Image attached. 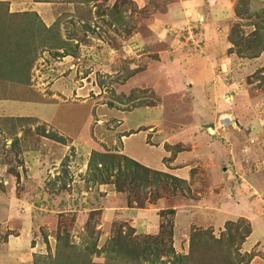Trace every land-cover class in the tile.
I'll use <instances>...</instances> for the list:
<instances>
[{
  "label": "rangeland",
  "instance_id": "obj_1",
  "mask_svg": "<svg viewBox=\"0 0 264 264\" xmlns=\"http://www.w3.org/2000/svg\"><path fill=\"white\" fill-rule=\"evenodd\" d=\"M38 1L44 2V7L54 16L48 28L36 18L9 14V1H0V76L4 78L0 79L28 85L38 93L39 104L44 105L39 114L43 120L0 117V196L22 198L21 207L33 212L27 227L29 233L34 231L37 239L46 244L43 247L46 254L35 255L32 264H237L239 261V264H248L253 256L258 257L259 264L264 262V232L258 237L259 229L253 228L242 216L231 217L220 225L216 222L204 228L193 226L182 236L184 249L173 248L174 253H163L169 244L173 247L174 220L173 214L164 210L175 203L174 195H195L187 183L163 176L152 182L150 175L145 183L141 178L143 171L138 170L139 176L128 178L122 190L117 191L113 170L112 176L103 183L100 179L104 172L93 168L95 162L97 166L100 164L92 152L120 154L116 131L124 110L155 103L158 98L153 89L130 88L125 82L132 73L142 74L148 64H157L158 48L146 40L149 48L146 50L150 51L137 57L143 50L129 48L136 43L131 36L134 33L146 36L147 29L153 28L154 14L173 0ZM200 5L210 10V14L203 16L196 12L176 25L170 22L163 25L172 40L170 47L177 49L173 52L175 60L183 54L185 67L204 68L209 74L206 78L210 79V87L222 86L221 105L217 111L208 110L209 120L203 121L201 131L214 138L223 131L226 135L232 133L228 131L229 126L235 129L233 162L239 177L232 180L238 196H244L249 202L245 216L250 214L249 217L264 221V49L259 52L252 49L253 40L258 36L264 43V0H212L195 6ZM254 30L258 35L253 34ZM13 41L18 43L17 50L11 46ZM211 41L216 45V52L207 51L209 47L215 49ZM211 53L217 55L212 56L215 60L212 58L208 65L206 58ZM21 55L25 59H18ZM14 60L22 63L20 67ZM6 74L16 76L18 82L10 80V76L4 77ZM67 87L71 90L66 91ZM11 92L7 93L11 99L18 96L15 91ZM231 96L233 99L229 102ZM194 102L197 104L198 100ZM128 116L137 118L135 113ZM223 116H228L229 121ZM185 121L190 119L184 114L175 119V123ZM40 133L57 135L64 143ZM116 161L123 166L120 158ZM249 172L262 176V184H253L254 176L248 177ZM202 175L190 183L199 195L207 184ZM212 185L211 191L225 188L222 178ZM6 186L11 187L10 192ZM101 194L112 196L102 204L98 200ZM147 204H153L159 214V221L148 230L137 222L132 228L128 213H120L115 219L100 215L104 206H114L120 212L126 206ZM5 218L0 213V221ZM102 223L106 226H99ZM12 228L17 231L15 225ZM199 233L201 242L197 243ZM5 234L6 230L0 231V240ZM123 235L133 245L155 238L159 251L155 252V246H151L147 257L142 254L137 257L136 253L133 254L138 259L126 261L115 257L106 247L113 245L112 239ZM211 235L219 240L213 242ZM225 239L231 243L225 244Z\"/></svg>",
  "mask_w": 264,
  "mask_h": 264
},
{
  "label": "crops",
  "instance_id": "obj_2",
  "mask_svg": "<svg viewBox=\"0 0 264 264\" xmlns=\"http://www.w3.org/2000/svg\"><path fill=\"white\" fill-rule=\"evenodd\" d=\"M4 1H9L8 12L10 14H19L23 18L24 16L36 18L46 27L53 21L54 16L49 9L44 7V2L38 0ZM204 1L212 0L167 1L163 9L154 14L156 19H154L153 28L147 29L148 34L146 36H141L138 33H134L133 37L131 36V40H136V43L134 47L129 48L130 51L143 50V52L136 54V57L150 51L146 50L148 48L145 45L146 40L155 43L160 55L156 59L157 64L153 66H151L153 63H150V66L148 64L144 73L137 74L140 71L132 73L125 80L129 84L126 86L137 87L140 90L153 89L152 91L158 95V98L155 103L147 102L124 110L116 131L119 135L118 143L121 154L150 170L161 171L184 180L190 191L195 193V195L187 197H183L181 194L174 195L175 203L172 206L168 205L173 210L172 248L175 251L184 249L185 243H183L182 236L191 227L200 225L204 228V226H209V224L212 226L216 222L220 225L221 222L231 217L234 218V216L247 218L253 228L259 229L258 237L264 232V221L255 216L249 217L250 214L245 216L244 211L249 207V202L244 196L242 198L238 196L237 186L232 180L234 177L236 179L239 177L237 165L233 162L235 161L236 138L232 133L235 129L229 126L228 131L232 133L226 135L223 131L214 138L201 131L203 130L201 127L203 121L209 120L207 119L209 118L208 110L217 111L221 105L219 95L222 86L211 88L210 79L206 78L209 74L205 73L204 68L198 66L195 69L194 67H185L186 65L182 61L183 54H180V59L175 60L176 53L174 56L173 52H177V49L170 47L172 40L166 33L165 25H163L165 22L176 25L183 19L188 20V18L198 14L196 12H200L203 16L210 14V10L206 11L202 5L195 6ZM19 7H23L24 10L18 9ZM213 44L212 42L215 49L209 47L207 51L215 50L216 52V45ZM214 54L217 55L211 53L206 58L208 65H211ZM213 59L215 60V58ZM214 64L216 63L214 62ZM221 64L219 63V65ZM208 68L210 69L209 66ZM209 69L206 68V71ZM223 85L225 86V84ZM201 87L202 89H199ZM212 89L214 93H212ZM69 90L71 89L67 87L66 91ZM88 90L91 88L87 89V92H89ZM11 91L18 93L19 97L16 96L14 99L8 97L7 93L9 94ZM182 94H185V97H182ZM224 96L227 97L228 94L225 93ZM38 97V93H34L24 83L0 79V117H31L43 120L39 114L42 113L44 105L39 104ZM207 97H209V101L204 100ZM232 99L233 96L229 102ZM194 100H198V103L194 104L196 103ZM202 101H206V103H199ZM132 113H135L137 118L128 116ZM181 114L188 116L190 121L175 123L176 117ZM244 148L247 149L245 145ZM227 162H230L231 165L224 164ZM201 174H203L202 177L207 184L206 189L199 195V192H195L194 185H190V183L194 179H199ZM255 174L249 172L248 177L254 176L253 184L256 182L262 184V176L260 178ZM220 178H222L225 188L221 191H211L212 183ZM5 189L8 192L11 191L10 186H6ZM101 195L102 198H98V200L102 204L106 203L108 198L112 196L105 195L103 197V194ZM19 197H17L18 199L16 197L7 198L5 194L0 196L1 217L4 219L8 215L5 221H0V231L6 230L5 237L0 240V264H32L35 255L46 254V251L43 250V247H46L44 240L37 239V233L34 231L29 233L30 230L27 229L31 224L30 218L33 216V212L31 213L25 207H21L23 206L21 205L22 198ZM103 198H105L104 201ZM151 205L153 204L139 207L126 206L120 212L114 206H104L100 215H102L101 218L115 219L120 213H128L127 220L133 223H131L132 228L136 227L135 223L137 222L139 226L148 230L159 221L158 209ZM140 221H145V225ZM13 225L17 227V231H12ZM101 225L106 226L103 223L99 226ZM253 238L255 237L253 236ZM257 259L258 257L253 256L248 264H259Z\"/></svg>",
  "mask_w": 264,
  "mask_h": 264
},
{
  "label": "trees",
  "instance_id": "obj_3",
  "mask_svg": "<svg viewBox=\"0 0 264 264\" xmlns=\"http://www.w3.org/2000/svg\"><path fill=\"white\" fill-rule=\"evenodd\" d=\"M45 28H48V27L45 26ZM253 34L258 35L256 33V30H254ZM253 41H254V43H252V46H253L252 49L254 50V52H259L262 49H264V43H262L260 36H258ZM11 46H13L12 47L13 50L18 49V43L15 41L12 42ZM16 52H17V54H19L18 51H16ZM21 56H18V59H21V58L25 59L24 56H22V57ZM13 63H15L19 67H20L19 64H22V63H16L15 60L13 61ZM24 65H26V64H24ZM19 67L17 70L14 68L16 73H18L17 71H19ZM5 76L7 77L10 75L6 74V75H4V77ZM10 77L12 78V79H10L12 81L18 82V80H19L16 76H10ZM0 78L4 79L2 76H0ZM40 134L42 136L47 137L49 139H52L56 142L64 143L63 139L57 135H46L43 133H40ZM92 155L94 156V158H98V160H99L98 164H100L99 166H97V165H95V163H97V162H95L93 164L94 170H98L100 173H101V171L104 172V177H102L100 179V180L104 181L103 183L106 182V179H108L112 176L111 170H113L112 172H115L116 181H114V187L116 188L117 191L122 190V185L125 183V181L128 180V178H130L132 176H139L138 170L143 171V173L141 174V178L143 177L142 181H145V183H146V180H147L149 175L152 177V182H153V180L155 181V179L158 180V178H156V177H160V176L168 178V179H170L174 182H177V183L178 182H184V180L179 179V178L172 176L170 174H167V173H164L161 171H157V170H150V169L140 165L139 163H137L133 159H131V158H129V157H127L121 153L115 154L112 152H92ZM118 158H120L122 160V163L124 162L123 166H121V164H118V162L116 161ZM119 179H120V181H119ZM150 181L148 179V182H150ZM164 211H167L169 213H173L172 209H166ZM229 224L230 223L228 221L225 224L226 231H228V229H229L228 228ZM196 236H197L196 237L197 243H200L201 242V237H199L200 233H199V235L196 234ZM211 238H213V240H212L213 242H217L219 240L218 237H212V235H211ZM110 242H113L112 243L113 245L110 247L107 246L106 250L110 253L111 252L114 253L113 256H115V257L119 256L122 259L126 258V261L128 260V258L138 259L137 257H139L140 254H142L143 256L145 255V257H147L146 253L149 251L151 246H155V249H154L155 252L159 251V250H156V246L158 244V241L155 238L153 240L151 239L150 241H142L141 243L137 242V244L133 245V244H129V240L127 238V235H123L120 238L112 239ZM230 243H231L230 240L225 239V244L229 245ZM162 252L166 253V254L167 253H174L173 248L171 247V244H169L166 247V249L162 250ZM129 253H130V255H129ZM133 253H136L137 257H135V254H133ZM182 256H184L186 258V255H182ZM122 259H120V260H122ZM134 260H132V261H134ZM239 263H240V261H239ZM239 263H237V264H239Z\"/></svg>",
  "mask_w": 264,
  "mask_h": 264
},
{
  "label": "built area",
  "instance_id": "obj_4",
  "mask_svg": "<svg viewBox=\"0 0 264 264\" xmlns=\"http://www.w3.org/2000/svg\"><path fill=\"white\" fill-rule=\"evenodd\" d=\"M188 32V31H187ZM187 35H189V33H187ZM223 119L226 120V122L229 121V117L228 116H223ZM223 119L221 120V124L224 122Z\"/></svg>",
  "mask_w": 264,
  "mask_h": 264
}]
</instances>
